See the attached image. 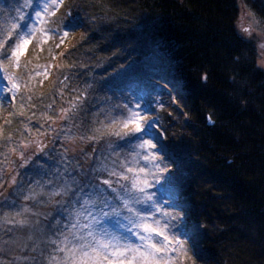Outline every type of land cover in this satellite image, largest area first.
<instances>
[{"label": "trees", "instance_id": "obj_1", "mask_svg": "<svg viewBox=\"0 0 264 264\" xmlns=\"http://www.w3.org/2000/svg\"><path fill=\"white\" fill-rule=\"evenodd\" d=\"M243 1L264 17V0ZM66 3L67 21L76 26L72 36H88L55 50L59 68L69 61L74 86L83 90L96 77L131 67L135 78L168 94L166 109L158 112L163 144L180 164L176 180L192 205L191 218L203 226L202 264H264V72L256 65L254 43L236 29L239 0ZM96 36L100 44L90 53L89 39ZM96 143V150L103 148ZM52 148L34 161L68 160L78 183L106 178L62 155L57 140Z\"/></svg>", "mask_w": 264, "mask_h": 264}, {"label": "rangeland", "instance_id": "obj_2", "mask_svg": "<svg viewBox=\"0 0 264 264\" xmlns=\"http://www.w3.org/2000/svg\"><path fill=\"white\" fill-rule=\"evenodd\" d=\"M66 2L63 0L59 7H51L49 12L54 15H49L43 13V8L51 0H0V39L7 35V29L13 23L21 26L27 24L21 34L29 29L34 32L20 56L19 65H10L8 68L18 87L12 89L11 83L0 73V154L3 156L0 157V235H5L6 230L12 228V223L4 221H11L13 217L15 220L26 219L29 222L30 229L13 230L25 233L24 242L30 246L32 242L37 245L39 241L48 239V234L55 233L56 228H70L77 219L80 225L87 224L92 217L87 216V209L81 208L80 204L95 187L107 188L100 184V180H110L118 192L123 191L121 185L131 189L133 173L128 172L127 168L132 167L138 171L143 167L151 173L146 178L152 187L146 189V192L152 195L153 200L135 207L141 209L144 215H153L154 209L159 207L160 213H155L153 218L160 219L162 224L169 223L170 236L184 240V251L179 255L169 253L171 264H202L203 226L191 218L192 205L176 180L181 172L180 164L163 144L165 137L158 112L166 109L168 94L152 82L135 78L131 67L120 69L118 73L114 71L110 75L101 74L103 78L96 77L89 84L85 81L86 89L74 86L76 81L70 79V73L67 72L69 61L63 59L65 67L59 68L57 60L60 56H57L55 50L64 47L65 41L70 38L79 39L81 43L88 36H72L76 26L73 25L71 29L65 27L69 22ZM247 4L239 0V16L235 26L242 38L254 43L256 65L264 72V17L251 11ZM37 11L42 12L41 18L36 17ZM89 41L88 50L91 53L96 50L100 40L96 36L94 41ZM63 60L59 59L60 63ZM46 86L47 89L52 87V90H43ZM131 111L146 115L149 124L153 125L152 137H144L156 145L148 149L159 157L151 164L141 158L147 153L135 147L141 142L137 136L125 135L130 129L123 128V121ZM54 140H57L61 154L73 156L81 168L90 166L94 172L104 167L106 171L101 172L106 178L96 177L97 181L92 178L91 182L81 180L78 183L66 164L70 163L68 160L61 164L34 161L39 155L44 157L52 151ZM99 140L103 148L96 150V142ZM137 151L140 156L136 155ZM93 154L95 157L92 160ZM112 172L116 175H111ZM121 175L129 179L122 180L119 178ZM141 178L145 177L142 175ZM68 186H71V191L67 190ZM57 191L62 192V195H54ZM107 195L112 200L116 193L108 189ZM112 202L119 203L115 200ZM90 210L93 215H98V208ZM77 212L83 214L77 216ZM164 212L171 213V216L165 218ZM122 215L129 214L123 212ZM44 217L50 219L49 225L38 223ZM57 221L60 223L57 224ZM121 223L126 224L127 221L121 220ZM106 226L110 232L126 237L133 245L140 243L131 233L123 231L115 223V218L113 225ZM94 227L98 229L100 226ZM29 230L32 233L30 241L27 238ZM185 233L188 240H185ZM159 239L154 237V240ZM192 242L195 244L194 249ZM47 246L49 249L53 247ZM21 254L5 252L0 254V260L3 264H9L13 255ZM23 263L33 264L30 260L15 262Z\"/></svg>", "mask_w": 264, "mask_h": 264}, {"label": "snow or ice", "instance_id": "obj_3", "mask_svg": "<svg viewBox=\"0 0 264 264\" xmlns=\"http://www.w3.org/2000/svg\"><path fill=\"white\" fill-rule=\"evenodd\" d=\"M62 3L63 0H51V3L44 5L43 13L54 15V13L49 12V9L53 6L59 7ZM35 15L37 18H41L42 12L37 11ZM22 19L23 17H21ZM73 25L74 22L69 21L65 27L71 29ZM26 28L27 24L21 26L13 23L7 29V35L0 39V73H3L4 78L11 83L12 89L17 88L18 85L15 83L13 76L9 74L8 68L10 65H19L20 56L30 42L31 35H34L31 29L21 34L23 29ZM40 31L43 32V29ZM67 34L66 31L65 35ZM203 79L206 80L207 76H204ZM12 89H7V91ZM212 122L209 118V123ZM130 126L132 127L130 128ZM152 127L153 125L148 122V117L146 115L142 116L138 111H131L130 115L123 121V128L130 129L129 132H125V135L137 136L141 142L135 147L147 153L141 158L149 164L159 158L148 151V149L155 148L156 145L151 143L150 139L144 138L145 136L152 137ZM116 134L119 135V133ZM92 138L89 137V139ZM136 155L140 156V152L137 151ZM97 171H106V169L101 166ZM127 171L133 173L131 189L127 185H121L123 191L118 192L116 188L112 187L110 180L101 179L100 184L106 185L107 188L95 187L90 194H87L84 202L80 204L81 208L87 209V216H91L92 220L87 224L80 225L77 219L76 222L71 224L70 228H56L55 233H49L48 239L42 241L46 246L52 245L51 249L47 247L40 248L34 242L30 246L29 243L24 242L25 233H17L13 230L15 228L30 229L29 222L26 219L15 220L13 217L11 221L5 220V223H12V228L7 229L5 235H0V254L5 252L37 254L31 256L13 255L9 264L27 260H31L33 264H171L169 253L179 255L184 251V240L178 239L174 235L170 236L169 223L162 224L160 219L153 218L155 213H160L161 209L159 207L154 209L153 215H144L141 209L135 207V205H145L153 200L152 195L146 192V189L152 187V184L146 178L151 173L143 167L139 168L138 171L128 167ZM110 174L116 175L115 172ZM142 175L145 178L142 179ZM119 178L122 180L129 179L125 175H121ZM156 183H159V180H156ZM108 189L116 193L112 200L119 201L118 204H113L112 200H109ZM67 190L71 191V186H68ZM133 193L142 195H133ZM54 195H62V192L57 191ZM91 208H98V215H93ZM123 212H127L129 215L123 216ZM82 214L81 212L76 213L77 216ZM163 216L165 218L170 217L171 213L164 212ZM113 218L123 231L131 233L140 243L133 245L127 241L126 237L110 232L106 225H113ZM121 220H126L127 223L123 224ZM59 223L60 221H57V224ZM96 225L100 227L96 229L94 227ZM74 229H78V231H72ZM31 235V230H29L27 234L29 241ZM54 235L56 238H52ZM184 236L185 240L189 239L187 233ZM154 237L160 239L154 240ZM192 243L194 249L195 244ZM0 264H3L2 260H0Z\"/></svg>", "mask_w": 264, "mask_h": 264}, {"label": "water", "instance_id": "obj_4", "mask_svg": "<svg viewBox=\"0 0 264 264\" xmlns=\"http://www.w3.org/2000/svg\"><path fill=\"white\" fill-rule=\"evenodd\" d=\"M212 123H213V122H212ZM212 123H209V119L207 118V124H208V125H211Z\"/></svg>", "mask_w": 264, "mask_h": 264}]
</instances>
